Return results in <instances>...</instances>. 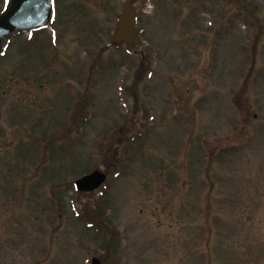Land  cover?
Returning <instances> with one entry per match:
<instances>
[{"label":"rangeland","instance_id":"1","mask_svg":"<svg viewBox=\"0 0 264 264\" xmlns=\"http://www.w3.org/2000/svg\"><path fill=\"white\" fill-rule=\"evenodd\" d=\"M55 14L0 55V264H264V0Z\"/></svg>","mask_w":264,"mask_h":264},{"label":"water","instance_id":"2","mask_svg":"<svg viewBox=\"0 0 264 264\" xmlns=\"http://www.w3.org/2000/svg\"><path fill=\"white\" fill-rule=\"evenodd\" d=\"M52 0H10L5 11L0 14V49L3 40L19 32H29L47 25L52 19ZM135 16L136 13L130 3L125 4L119 17V28L115 44L135 43ZM106 180V175L95 170L75 182L80 191H92L101 186ZM93 264H102L97 258Z\"/></svg>","mask_w":264,"mask_h":264},{"label":"snow or ice","instance_id":"3","mask_svg":"<svg viewBox=\"0 0 264 264\" xmlns=\"http://www.w3.org/2000/svg\"><path fill=\"white\" fill-rule=\"evenodd\" d=\"M9 3V0H5V5H7Z\"/></svg>","mask_w":264,"mask_h":264}]
</instances>
